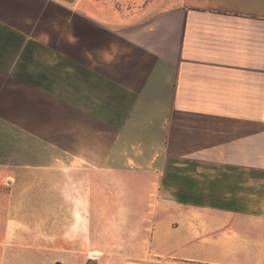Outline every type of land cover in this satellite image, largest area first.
I'll use <instances>...</instances> for the list:
<instances>
[{
	"label": "crops",
	"instance_id": "0c3cea01",
	"mask_svg": "<svg viewBox=\"0 0 264 264\" xmlns=\"http://www.w3.org/2000/svg\"><path fill=\"white\" fill-rule=\"evenodd\" d=\"M148 243L264 264V0H0V264Z\"/></svg>",
	"mask_w": 264,
	"mask_h": 264
},
{
	"label": "rangeland",
	"instance_id": "374dc122",
	"mask_svg": "<svg viewBox=\"0 0 264 264\" xmlns=\"http://www.w3.org/2000/svg\"><path fill=\"white\" fill-rule=\"evenodd\" d=\"M204 222V220H201ZM212 220H207L206 227L210 231H214L215 229L222 228L220 232H231L235 230L238 226V221L241 223L240 226L242 225H247L250 221L252 220H215V222H211ZM204 226V224H203ZM248 230V229H247ZM247 230H242L243 232H248ZM209 231V232H210ZM241 229L239 230V232ZM247 234V233H246ZM250 236V234L248 233ZM247 235V236H248ZM115 237H120V236H113V239ZM128 238L131 236H127ZM145 242H148L150 235H145ZM100 238V239H99ZM97 239L102 240L103 236H98ZM249 239V238H247ZM247 239L245 238L242 240L243 243H247ZM251 242L252 238L250 237ZM149 243L146 247L145 250L142 252H138V257L134 256L135 251H117V250H112V251H107V252H95V253H89V258L87 259V264H134V260L138 259L143 264H232L229 262H223V263H213V262H205V263H200V262H194V261H183L179 259H171L167 261V258L163 257H158L157 255L154 254V252L151 250ZM232 246V245H231ZM230 244H223L222 246H218V253H213L216 257V259H222L223 257L228 256L229 254L227 253L230 251L231 248ZM171 253L172 256L175 257H188V256H197V255H205L206 250L205 249H198V248H186V247H181L178 242H176V245L171 248ZM243 250H239V254H243ZM252 252V251H250ZM253 253V252H252Z\"/></svg>",
	"mask_w": 264,
	"mask_h": 264
}]
</instances>
